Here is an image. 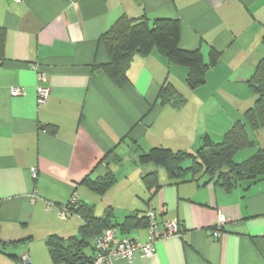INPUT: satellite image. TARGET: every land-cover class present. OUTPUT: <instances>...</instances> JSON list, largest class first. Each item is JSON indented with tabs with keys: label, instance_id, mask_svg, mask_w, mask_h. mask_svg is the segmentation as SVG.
Masks as SVG:
<instances>
[{
	"label": "crops",
	"instance_id": "0c3cea01",
	"mask_svg": "<svg viewBox=\"0 0 264 264\" xmlns=\"http://www.w3.org/2000/svg\"><path fill=\"white\" fill-rule=\"evenodd\" d=\"M122 16L179 19L181 48L200 49L207 62L215 49L218 63L192 89L187 67L153 50L135 55L129 82L118 86L94 66L109 62L101 35ZM0 28V264L23 254L31 264H66L53 259L49 240L80 235L84 220L59 214L74 195L98 217L111 210L113 223L149 209L161 230L179 223L181 234L159 240L153 256L137 251V264H264V178L227 190L207 176L178 180L139 162L153 147L196 152L205 135L220 142L254 105L249 79L264 57V0H0ZM40 75L50 88L43 104ZM165 83L184 101L162 104ZM15 86L23 93L12 94ZM248 130L253 146L236 162L264 149V128ZM152 172L161 186L149 190L143 176ZM107 174L115 183L99 194L90 184ZM220 212L227 221L215 238ZM120 236L149 240L146 227ZM90 242L85 252L94 257Z\"/></svg>",
	"mask_w": 264,
	"mask_h": 264
},
{
	"label": "trees",
	"instance_id": "16d2710c",
	"mask_svg": "<svg viewBox=\"0 0 264 264\" xmlns=\"http://www.w3.org/2000/svg\"><path fill=\"white\" fill-rule=\"evenodd\" d=\"M101 41L109 53L110 60L106 64L95 65L94 68L106 73L118 86L129 82L128 69L136 54L147 55L157 50L170 62L187 67L186 82L192 89L206 82L210 68L218 63L221 55L211 49L207 62L200 49L181 48V22L171 18L151 21L146 17L134 19L122 16L102 33ZM3 49L4 31L0 28V57L3 55ZM249 84L256 96L254 105L245 111L242 119L232 125L222 141L215 142L211 136L205 135L196 152L153 147L139 155V162L161 166L170 178L178 180H187L189 176V179L193 180L207 176L209 182L213 181L227 190L245 181L255 183L264 178V149L258 150L243 162H236L234 159L237 152L253 146L248 129L264 128V57L258 61ZM159 97L162 104L174 100V103L179 105L184 101L171 83L163 84ZM189 162L190 164H187ZM143 180L149 190L161 186L157 172L144 175ZM90 181L85 179L87 183ZM114 183V177L107 174L97 178L90 186L94 191L103 194ZM70 209L84 220L80 235L67 239L52 236L49 240L53 259L66 264L93 263L95 256H88L85 249L91 245V239L95 240L109 228H116L120 236V230L129 232L133 228H147L149 224L147 215L139 217L138 214L126 216L120 224L113 223L111 210L98 217L93 206L78 200Z\"/></svg>",
	"mask_w": 264,
	"mask_h": 264
},
{
	"label": "built area",
	"instance_id": "2783aa9c",
	"mask_svg": "<svg viewBox=\"0 0 264 264\" xmlns=\"http://www.w3.org/2000/svg\"><path fill=\"white\" fill-rule=\"evenodd\" d=\"M45 81L46 77L44 75H40V84L38 85V101L41 104L47 102L50 94V88L41 84ZM22 93L23 90L21 87L15 86L12 88V94ZM31 170L32 176L36 178L38 175V169L33 167ZM77 200V195H74L68 204L61 206L59 212L61 218L66 219L68 217V213L71 211V205ZM146 215L149 220L147 227L149 240L146 243H142L131 237L121 238L118 235V230L116 228H109L95 238L96 254L93 264H111L116 259H127L130 264H137V251H142L145 256L151 257L155 253V245L159 240L172 235L181 234L182 228L177 221L166 222L164 230H161L157 212L154 209H149ZM226 221V215L220 212L215 228L211 231L215 238L222 234ZM31 262V257L28 254H23L17 264H31Z\"/></svg>",
	"mask_w": 264,
	"mask_h": 264
}]
</instances>
